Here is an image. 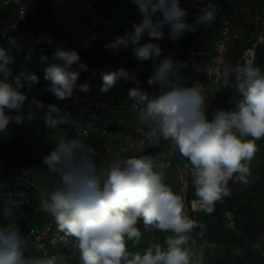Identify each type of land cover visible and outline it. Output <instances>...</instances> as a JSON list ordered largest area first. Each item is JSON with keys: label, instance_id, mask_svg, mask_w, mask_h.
Masks as SVG:
<instances>
[{"label": "clouds", "instance_id": "9594fccd", "mask_svg": "<svg viewBox=\"0 0 264 264\" xmlns=\"http://www.w3.org/2000/svg\"><path fill=\"white\" fill-rule=\"evenodd\" d=\"M139 16L122 35L103 43L113 55L128 49L139 64L152 61L147 78L149 87L160 86L158 95H149L141 87L140 70L120 67L115 71L92 72L99 76V92L105 96L123 81L128 100L136 105L134 120L141 126L144 139L153 146L168 145V156L184 158L191 177L199 211L211 214L215 204L231 196L229 182L247 186L252 176L251 162L264 139V67L254 59L233 63L224 58L216 67L217 91L232 90L236 96L231 107H211L201 82L178 85L172 77L179 74L171 59L159 60L164 29L177 42L185 32L199 33L216 24L222 8L207 0L192 23L180 0H130ZM91 8V4H85ZM99 20L94 18L67 47L54 37L40 35L37 43L53 47L39 60L45 63V91L56 102L80 99L91 90L89 82L80 83L81 72H89L80 49L90 50ZM106 26L107 22H105ZM92 33L87 35V33ZM102 34V33H101ZM32 53L24 59L30 61ZM159 61V62H158ZM8 49L0 46V142L10 139V126L42 120L50 132L59 130L51 150L41 165L55 177L50 191L41 193L40 210L55 222L62 240H77L78 264H207L200 237L204 225L197 224L185 212L182 194L165 183L161 169L164 153L132 154L103 162L97 149L79 136H72L61 125H71L70 116L58 103H45L30 95L40 78L21 68L18 72ZM143 225L141 229L140 225ZM200 231L197 232L196 229ZM146 232L165 234L155 238L142 251H132ZM55 245L56 240L51 241ZM253 252L264 257V240L249 241ZM31 235L26 233L12 206L0 209V264H63L61 255L47 250L29 252Z\"/></svg>", "mask_w": 264, "mask_h": 264}, {"label": "crops", "instance_id": "0c3cea01", "mask_svg": "<svg viewBox=\"0 0 264 264\" xmlns=\"http://www.w3.org/2000/svg\"><path fill=\"white\" fill-rule=\"evenodd\" d=\"M79 1L58 0L57 9L53 13L57 23L49 36L54 37L57 43L61 40L66 41L65 46L67 47L75 46L78 43L77 37L84 38L85 29L92 22L88 11L80 5ZM83 1L92 2L96 10L119 23L118 35H122L126 28H130L134 20H139L136 9L130 0ZM200 1L204 2V0ZM255 3L261 4V1L255 0ZM12 21H14L12 5L4 4L0 0V46L8 49L13 56L15 63L12 67L16 72L21 68L35 72L39 59L32 57L30 61L25 60V55L13 48L14 36L6 35L4 32L3 25ZM27 24L34 27L40 25L35 18ZM92 32L98 34L97 39L92 42L93 47L90 50L80 49L82 59L89 65L90 70L115 71L120 68L119 58L122 56L130 68L140 70L142 75L145 74L143 78H148L154 67L151 60L139 64L128 49H122L113 55L105 51L102 45L108 40L114 39V33L107 31L100 23L92 29ZM91 34V32L87 33V35ZM250 36L251 34L245 33L239 41L245 44V41L254 38V36L251 38ZM164 59L168 58L162 53L159 60ZM178 70L179 74L172 77V82L178 85L203 83L209 102V94L214 92L203 79L204 75L201 76L200 72H197L193 67H180ZM88 82L92 87L88 93L83 94L85 101L72 99L71 102L77 119L65 112L73 123L61 125V129L91 143L97 149L103 162L126 158L132 154L139 155L140 149L136 144L140 139V134L137 132L139 125L134 120L135 111L129 107L132 101H129L127 96V89L132 85L121 81L113 92L102 96L99 92L102 85L100 77L97 75ZM144 90L149 95H158L161 91L159 85L155 87L146 85ZM30 95H35L45 103H55L51 98L52 95L45 91L40 84L35 86ZM97 107L101 109H94ZM83 123H93L99 130L88 136H83L80 131ZM10 133V139L0 142V162L3 163L0 170L2 183L0 209L12 206L25 232L31 228L41 229L53 219L40 210V195L50 191L54 179L51 174L47 173L40 161L53 147L52 144L59 135V130L50 132L45 128L43 121L37 119L23 125L12 124ZM119 144L125 147L120 151V154H117ZM150 146L152 150L164 153L173 162L172 166L162 170L165 183L169 184L175 192L194 202L195 221L197 224L204 225V234L200 237V242L205 247L207 264H264L263 257L253 252L249 246V241L264 240V139L257 141L258 151L250 165L252 176L249 179V184L245 186L230 181L231 196L216 202L211 214L201 212L196 207L197 197L191 184L190 173L184 167L186 163L184 158L179 155L168 156V145L163 141L158 146ZM228 215H232L234 218L233 226L229 224ZM22 218L25 219L24 223H22ZM196 231L199 232L200 229L197 228ZM164 235L160 232H146L138 245L133 246L129 242V248L132 251H142L153 238L156 242H162ZM31 243L32 247L28 249L29 252L36 254L42 252L32 239ZM76 244L75 238V253H78ZM48 252L61 255L63 264L66 263V257L60 248L50 246Z\"/></svg>", "mask_w": 264, "mask_h": 264}, {"label": "built area", "instance_id": "2783aa9c", "mask_svg": "<svg viewBox=\"0 0 264 264\" xmlns=\"http://www.w3.org/2000/svg\"><path fill=\"white\" fill-rule=\"evenodd\" d=\"M4 4L12 5V12L14 15V21L4 24V32L6 35L14 36L13 48L17 52L26 55L31 52L33 58L39 59L41 55V43H37L40 35L43 34V30L40 27L30 26L27 23L32 19H37L39 24L44 23L48 20L50 15H52L57 9L58 0H2ZM225 2L230 5L233 9L243 11V13L249 15L243 19V21L238 24L232 17H226L222 20V23L218 29L217 34L214 36L212 41L213 52L209 57L207 66L205 68L207 83L211 86L212 91L216 94H220L222 91H217L216 85V67L220 60L227 58L230 59L232 44L235 40H239L241 36L246 33V26L252 24L258 27V33L250 40V42L243 47L240 52L236 55L235 59L232 61L234 64L237 62H246L248 60L254 59L256 62V51L257 47L264 42V6H240L233 0H225ZM80 5L86 9L91 17L99 20V23L109 32H113L116 37L119 34L120 24L115 22L110 16L99 12L94 7V4L90 1H79ZM91 4V8H86L85 4ZM107 22V25H105ZM44 53V49H43ZM231 60V59H230ZM120 67L125 69L136 70L130 68L125 59L120 56L119 58ZM188 63L186 60H179L177 62L178 67H184ZM92 72H97V69H91L89 72H85V79L87 81L93 79L91 76ZM141 73V72H140ZM139 80L141 81V87L144 89L147 85V78H143V75H139ZM191 85V84H188ZM76 100V99H75ZM77 101H85L84 96L80 94V99ZM129 107L136 111V105L131 102ZM96 125L93 123H83L81 125V134L83 136H88L94 131H98ZM141 126H138L137 132L140 134V139L136 143L140 149V154H152L159 155L160 151L152 150L150 144L144 139ZM125 146L119 144V149L116 151L120 154V151ZM139 154V155H140ZM161 163L164 165L160 171L173 165V162L164 155L161 159ZM0 162V170L2 166ZM15 168V167H14ZM2 183L0 181V188ZM185 200V212L193 220L195 217L193 215L194 202L190 201L188 198L184 197ZM227 219L230 225H234V218L232 215H228ZM31 235L33 242L39 247L41 251L49 250L50 246H55L60 249L65 248L69 245L71 237H68L65 241L61 239L62 233L58 234L56 232V225L53 220L45 224L41 229L31 228L28 232ZM55 239V245H52L51 241ZM264 260V257H263Z\"/></svg>", "mask_w": 264, "mask_h": 264}, {"label": "trees", "instance_id": "16d2710c", "mask_svg": "<svg viewBox=\"0 0 264 264\" xmlns=\"http://www.w3.org/2000/svg\"><path fill=\"white\" fill-rule=\"evenodd\" d=\"M233 1L238 3L237 0H233ZM260 1L263 3H261V4L253 3L252 5L249 4L248 6H256V5L257 6L263 5L264 6V0H260ZM180 2H181V7L185 8L188 12V15L186 17V22L192 23L195 20V18L197 17V15L199 14L200 9L204 6V4L207 3V0H204L205 3L204 2L202 3V1H200V0H180ZM215 2L221 6L222 12L219 15L218 20H217V22L213 28L202 29L199 33H195V34L185 32L183 35V38L177 42H172L168 38V31L169 30H168V28H165L164 29L165 37H164V39H162L160 41L162 53L165 54L168 59L172 60L174 66H176L177 68H180L177 66V62L179 60H186L188 64L184 67L195 68L197 70V72L198 71L200 72L199 74L201 76L204 75L203 79L205 80V82H207L205 68L207 66V62L209 60V57L213 52V46H212L213 38L218 32V29L222 23V20L226 17H231V15L233 13L232 11H236L230 5H228L225 2V0H216ZM242 6H246V5H242ZM225 12H226V14H225ZM56 23H57V21H56L53 14L50 15V17L48 18V20L46 22L41 23L40 27L43 30V35L49 36V33L52 31V29L54 28ZM246 33L249 34V32H247V26H246ZM250 38H251V36H250ZM250 40L245 41V44L244 43L242 44L239 40H235L232 44V49L235 48L236 43H241V47H240V50H241L243 47H245L250 42ZM42 45H43V49H44V54H50L53 51V48L50 45H48L47 43H43ZM185 45L188 47H185ZM232 49H231V51H232ZM240 50H239V52H240ZM256 57H257L258 63L264 64V42L257 47ZM45 67H46V64L41 63L39 61L38 67L35 71V73L40 78L39 84L44 89L49 84L48 81L44 80L43 70ZM79 82L80 83L88 82L85 79V72L80 73ZM81 94L83 95L85 93H81ZM235 96H236V94L234 91L224 90L219 95H216L214 98H212L210 100V108L215 107L217 105L222 106V107H226V108L231 107L233 98ZM51 98H52V100H54V98L52 96H51ZM54 102L58 103V106L63 108L64 112L70 113L72 116H75V117L77 116L76 111L74 110L73 105L71 104L72 99H70L68 101H63V102H56L54 100ZM94 109L99 110L101 108L97 107ZM76 119H77V117H76ZM53 179L55 181V177H53ZM24 222H25V219L22 218V223H24ZM140 227L142 228L143 225L141 224ZM28 232H29V230H27L26 233H28ZM60 250L62 251V253L64 254V256L66 258H68L71 254H75V237H71V241H70L69 245L66 246L65 248L60 249ZM66 264H73V263L68 262Z\"/></svg>", "mask_w": 264, "mask_h": 264}, {"label": "rangeland", "instance_id": "374dc122", "mask_svg": "<svg viewBox=\"0 0 264 264\" xmlns=\"http://www.w3.org/2000/svg\"><path fill=\"white\" fill-rule=\"evenodd\" d=\"M216 1V0H215ZM260 1V0H259ZM237 4L238 5H246V6H248L249 4L250 5H252L253 3H255V0H237ZM261 3H263V2H261ZM222 12V11H221ZM233 13H232V15H231V17L238 23V24H240L242 21H243V19L245 18V17H247V16H249V15H244L243 14V11H241V10H239V11H232ZM225 14H226V12H225ZM257 29H258V27H256V26H254V25H252V24H248L247 25V32H249V34H251V36H255L256 35V33H257ZM240 44V45H239ZM185 47H188V46H186L185 45ZM240 47H241V43H236V45H235V48L234 49H232V52H231V54H230V59H231V61H233L234 59H235V57H236V55L238 54V52H239V50H240ZM183 48V47H182ZM38 62L40 61V60H37ZM256 63H258V61H257V57H256ZM258 64H260L262 67H264V64H261V63H258ZM149 74H151V73H149ZM145 74H143V76H144ZM216 95L214 94V93H210L209 94V98H210V100L212 99V98H214ZM209 103V105H210V101L208 102ZM65 260H66V263H68V262H70V263H73V264H78V253H75V254H71L68 258H65ZM65 263V264H66Z\"/></svg>", "mask_w": 264, "mask_h": 264}]
</instances>
